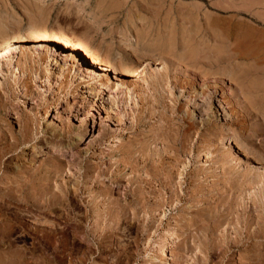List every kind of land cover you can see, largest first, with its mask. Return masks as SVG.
<instances>
[{"label":"rangeland","instance_id":"obj_1","mask_svg":"<svg viewBox=\"0 0 264 264\" xmlns=\"http://www.w3.org/2000/svg\"><path fill=\"white\" fill-rule=\"evenodd\" d=\"M226 1L0 0V39L2 38V42L3 39H7L5 42L8 40V42H12L14 40L13 42H16L17 44V50L12 53V57L2 58L0 61V68H2V71H0V95L3 99H6L5 96L7 97L8 95V99H6H10L8 106L14 112V115L11 116L12 118L8 117V119L4 122L2 121V123H9L8 134H11L12 132L21 134L23 128L27 125L28 129H30V135L34 137L29 142L18 146L15 150L3 154V158H7L5 161L7 168L10 169L15 166H20L23 171L25 170L26 174L30 176L32 175L36 182L52 178L51 183L54 184L56 180L61 181L66 174L65 171L63 173L55 171L54 166L49 163L51 159L58 158L66 164H72L70 165L72 168L71 172L74 170L79 174L85 171L84 168L92 165V163L93 165L101 164V168H99L100 170L104 168V166H109L110 168L108 172H111L113 164H119L120 167H123L122 163H124L125 159V163L128 161L131 165L132 161H135L136 159L137 162L139 161V166L134 165L136 163L133 162V165L135 166H133L134 169L132 167L133 171H138V168L145 163L146 167L144 168V171H146L145 169H148L147 171L151 174L150 175L144 171H138V174L141 173V177L148 175L147 178H149V176L154 174V169V172H156L155 174H157V172L159 173L171 169L173 175H175L174 181H183L184 183L182 186L184 187V190H187V187L189 186L188 182H190L189 175L184 177V180L182 177L177 178L178 174L176 172L179 173L183 170L187 171V173H190L191 171H199L200 176L198 182L202 183L203 189L205 188L206 190H201L200 193L198 192V195L201 196L202 194L209 193L208 191L216 192L214 189H217L218 191L216 196L222 192V195H219L222 198L220 197L219 202L215 201L214 203H216L217 207H220V210H224L226 207L231 209L232 207V211L229 212V216L226 217L228 218L227 221L226 218L224 219L225 216L222 217L225 222L221 225L218 231H216L217 234H221L222 229H226L227 227L229 232H233L232 229L236 226L235 220L237 221V216L244 217L248 212L251 215L255 214L258 216L260 214L258 212H264V156L260 157L261 159L258 160L246 155L253 152L260 153L261 151V154L264 153L263 83H258L256 85V87L260 86V89L253 88L254 86H252V90H250V88V91H246L247 93L250 92V95L247 94L250 98H248L249 96L247 97L249 106H247L246 109L242 108V105L247 103H245V100L240 97L241 93L227 76L219 78L222 86V93H213L212 91L207 93L208 91H206L204 94H201L203 86L206 84L207 76L198 74V69L194 67L182 68L179 66L181 67L179 73L181 77L186 79L190 78L193 81L196 79L195 83L198 84V86L196 85L197 90L195 93L193 92V94L189 90L185 91V88L183 89L181 87L180 89L177 85H173L174 83H171V81H162L163 87L162 83H158L159 86L152 84V82L155 81L153 80L155 78H153V76H155L158 71H162L165 65L164 59H160L161 61L158 59L153 61L150 58V54H154L152 49L157 43L162 44L164 42V46H168L172 37L180 39V36L182 34L186 35V33L188 36H191V40L196 37L198 38L197 40H200V37L202 39L209 36V33H207L208 28L209 30H212V32L215 30L221 31L227 29L228 27L225 26L228 25L232 30L235 28L236 33L246 31V26L257 31L263 29L262 32L264 33V12L262 10L254 7H252V9L248 8L247 0H237L236 2L239 4L244 3L245 7L244 4H241L238 6H241L240 8H234L229 12L228 10L231 9H224L222 7L223 3ZM209 2H211V4L214 2L215 4H212L211 6ZM217 5H220L221 8ZM235 22H241L242 24L238 25L235 24ZM233 24L234 26H232ZM181 29L185 30V32L183 31L184 33H182ZM209 30L208 32H210ZM35 31L36 33L43 31L49 34H56L69 40L70 43L73 42V55H69L68 49L62 47L53 40H45L43 37L41 38L40 36L32 35L31 33ZM194 31L196 32L194 33ZM155 32L157 33L156 36L154 35ZM211 34L214 35V32ZM221 34L222 33L218 32V35ZM2 42L0 41V44H2ZM191 43L193 44L194 41L190 42V44ZM36 44L37 46H35ZM88 54L96 56L97 59L99 58V61H103V63L108 65L107 70H98V76L95 75L96 79L94 80L87 77L85 72L86 70L87 72L89 71L90 73H93V71L95 72V70H97L95 69V66L93 67L90 63ZM31 66H33L31 68L32 71L30 70ZM135 68L138 69L136 72L134 70ZM173 69L174 68H171L172 71H174ZM27 75L29 77L27 78V81H30L29 84L24 81ZM157 75H159V72ZM210 77L211 80H214L218 76L211 75ZM209 81L208 78L207 83ZM6 83L9 84L10 87L8 85L7 88ZM24 83L28 84V86L30 85L29 95L23 93L26 89H24ZM2 85H4V87ZM197 91L200 93L197 94ZM150 93H152V96L154 97H152ZM251 93L254 94V96H252ZM9 95L12 96V99L9 98ZM191 95H193V97H191ZM198 102H202L199 103L201 104L200 106L197 104ZM149 103L152 104L150 105ZM174 104L176 107L179 105L178 109H180L178 113L181 112L179 115L181 114L182 116L185 112L189 115L186 119L187 122H183L184 127L191 125L193 128L190 132V139H193H188L189 142H187L182 149L180 148L179 143H176V147L174 148V145L172 146V142H170L172 137L169 138L170 136H168L169 134L174 136L173 133L175 131L173 128L178 122H181L178 118L169 119L175 115L174 112H172L176 109ZM228 105H231V108L228 109ZM240 107L242 109H240ZM148 108L149 110L151 109V112L148 111ZM231 111H236L237 114L240 113V121L238 123L230 124L227 122L228 119L233 116L231 115L233 114ZM242 111L245 114H241L243 113ZM147 113H149V115ZM151 114L154 117L151 116ZM140 115L142 121L140 120ZM158 116H160L162 121H160L161 119ZM162 116L168 124L165 123ZM30 117L34 118V121L31 120V122H28L27 124ZM132 118L134 119L132 120ZM234 118L235 116L233 119ZM207 120H210L208 124L212 123L213 125H208L206 122ZM204 122L207 124V127L204 129L205 131L203 130ZM160 124H166V126L170 124L172 126H169L170 129L168 127L169 130H164L160 128L161 126H157ZM154 129L158 132L161 130V134L164 131L161 138L162 140L167 138V140H165V142L167 141V145H165V142H162V140H160L161 142L159 140L153 142L154 139L151 136L158 133L157 131L156 133ZM201 129L205 132H202L205 135L202 136L203 138H198L196 131H200ZM152 130L153 132H151ZM212 134L215 136H212ZM165 136L166 138L164 139ZM246 136L247 138L248 136H251L252 138L249 137L250 139H247L245 138ZM42 137V140H38ZM213 137H215V139ZM209 139L214 141L213 147L217 149L214 154H205L204 150L206 151V148H204L200 155L194 153L196 152V145L199 146L205 144L204 147H206V144L208 145V142L210 141ZM142 140L145 144L141 143ZM249 140L251 141L250 144L245 143ZM148 141H151V143ZM126 143L127 145H125ZM227 143L231 144L228 148ZM251 144L254 149L250 151L247 148L251 147ZM145 145L147 146V149ZM169 145L172 147L170 148ZM138 146L142 147H139V150L137 151L136 148H138ZM128 147L131 148L129 149ZM185 147H187V149ZM140 148L141 150L145 149L147 152L144 150L140 151ZM123 149L128 151L125 153L122 151ZM175 149H181V154L178 155ZM191 149L193 150L190 151ZM131 150H134V153H129ZM164 151L166 154L168 153V157L165 155ZM140 152H142L143 155ZM173 152L176 153H174L176 155L175 157ZM187 152H189V154ZM127 154L129 157L126 156ZM217 154L219 157L212 158L213 155ZM135 156L137 158H135ZM177 157L181 159L179 166V160H177ZM119 158H122L123 162L120 161ZM149 158L151 161L153 159L151 165ZM221 158L222 160H220ZM157 159L158 161L160 159V162L156 164ZM111 163L113 164L110 165ZM184 163L188 164L182 169ZM171 166L175 167L172 168ZM79 167H81V169ZM174 168L177 169L176 172ZM129 171H131V169H128L127 167V172ZM75 172L73 174L79 176V174H76ZM174 172L176 174H174ZM133 174L134 173H132V175ZM124 178H122L123 180L121 179V189L122 187L128 189L127 185L129 186V183L126 184L127 179ZM74 179H76V176ZM235 179H238V182ZM243 179L245 181L250 179L256 180V186L255 183H252L253 185L247 184L248 186L242 190L236 189L238 188L236 187L230 190L224 188L222 191V184L227 185L226 187L229 188L230 183L239 185ZM152 182L157 184L150 183L152 186L156 185L154 188L157 193H159L158 188L160 187V189H162L161 192L163 191V193L166 194L164 195L165 199L170 196V189L168 191L166 186L154 179ZM136 184L137 183L134 182L132 185L135 186ZM160 184L162 187L164 186V188H162ZM175 186L176 185H174L173 188H175ZM148 189L151 188H147V190ZM194 189H196V187L191 190L188 189V192L191 193ZM259 191L262 193H259ZM126 192H128V190H126ZM122 193L124 197L122 196ZM184 193L185 192L181 193L183 196L180 202L173 201V203H171L172 201L169 200V197L166 200V203L169 204V209H166V211L171 213L170 216H168V220L175 226V229L177 230L175 231L177 236H179L174 242L175 244L168 243L166 240V237H168L166 236L167 234L159 235V237H156L158 235L154 236L156 242L152 243L150 246L148 245V241L145 242V240L134 242L133 239L135 238L136 233L130 231L127 232V229L123 224L121 226L122 236H120V239L116 238V240L112 242L114 243L111 244L112 252H106V255L109 254V256H107L108 259L104 261V264H110L109 262L113 259L112 255H114V253L123 254L126 250L135 258L132 260L133 264H151L150 257L152 256H155L157 260H162L163 247L167 254V262L169 264H185V258L182 256L184 245L182 234L188 233L187 231L196 233V227L200 226L197 225L190 229L189 227H186V223L188 222V219L193 218V214H195L196 217V214H201L202 211L203 214L201 215V218H206V215H209L210 211L213 209H211V207H215V204L213 203L212 206L208 207L210 209L208 212H206V209L208 208L204 207L201 212L195 213L194 211H191L193 208H188L185 199L187 198V195ZM117 196L118 195L115 197L117 198ZM120 196H118V200L121 202L124 201V199L129 201V192L125 194L124 190V192H121ZM152 196L153 199L151 198ZM154 196L155 195H150V201H155L156 198H154ZM255 198L258 199L256 200ZM234 201L237 202L235 203ZM78 202L81 203L80 201ZM255 203H257V205ZM71 204L72 203L67 204L64 202L62 207L57 206L56 208H53L51 212H48L47 208H44L40 213L35 209H29V212L27 213H19V216H17H22L21 218L26 221V224L25 227L13 229L8 238H4L0 241V248L5 252L0 256L3 264H74L76 257L77 259L82 258L80 261H78L79 259H76V263L80 262L79 264H93L94 261H97V257L99 256L97 254L98 249L95 250L97 246L96 243V246H93V244L81 239L79 236L77 237L78 239L73 238L74 225L71 223V219H73L78 213L83 215L86 207L84 208V206H82L80 209H76L73 206L74 204H72V206ZM176 204H178V207ZM172 205H175L176 207H171ZM257 207L260 208V210H257ZM241 208L246 209L242 210ZM241 211L244 212L241 213ZM234 213L235 216L233 215ZM13 214L15 215L18 213L11 209H2L0 211V216L4 215L1 216L3 218H11V215ZM56 214H59V216ZM177 220H179V223ZM90 222H92V220H90ZM49 223H54L55 225L52 226V237L48 239L46 238L48 235H45L47 228H44L49 225ZM231 235L233 234L231 233ZM117 239H119L120 242L117 241ZM220 239H222V237ZM28 240L32 241V244L44 242L45 245L47 244V247L41 248L37 246L35 248L27 249L25 245ZM203 245L202 248L204 249L207 246V243L206 246L203 247ZM51 246H53L54 249H51ZM50 249L53 250L52 254L54 257H49L46 253H43L44 250L49 251ZM85 249L89 250H87V253H89L88 258L87 253L85 255ZM196 249L193 251L194 253L192 252L193 254L199 253L198 250V252H196ZM241 251L242 249L235 251L231 256H228V258L230 257V259L233 260L232 262L236 264ZM36 252L41 253L40 256H34L36 255ZM83 253L84 256H82ZM208 256H210L209 260L211 261L207 264H215V262L216 264L221 263L220 257L211 254ZM161 262L157 264H163Z\"/></svg>","mask_w":264,"mask_h":264},{"label":"bare ground","instance_id":"obj_2","mask_svg":"<svg viewBox=\"0 0 264 264\" xmlns=\"http://www.w3.org/2000/svg\"><path fill=\"white\" fill-rule=\"evenodd\" d=\"M236 1L237 0L226 1L223 3L222 7L224 9H231V10H228L229 12L232 11L234 8H240L241 6L240 7H238V6L241 5L242 3L239 4ZM247 1L246 2L248 4L247 5L248 8L252 9V7H254V8H258L259 10H262L264 12V0H247ZM209 3L211 4V2H209ZM212 4H215V3L213 2ZM212 4H211V6H212ZM217 6L220 7V5H217ZM244 7H245V4H244ZM207 18H208V16H207ZM209 19H210V16H209ZM235 24L241 25L242 23L241 22H235ZM208 26H210V25H208ZM232 26H234V24ZM225 27H228V28L225 30L220 29L221 31H216V30L213 31L214 35L211 34V33H213L212 30H209V28H208V30L210 32H208V30H207V33H209V36L207 38H202V39L200 37L199 38L200 40H197L198 39L197 37L193 38V40H191L192 39L191 36H188L186 33V35L184 34L185 36L182 34L180 36V39L172 37L170 39L168 46L167 45L164 46L165 45L164 42L162 44L157 43L152 49L154 54H152V55L150 54V58L153 61L156 59H158V60L164 59L165 65H164L162 71H158L159 75H157L158 74V72H157V74L155 76H153V78L155 77L153 79L155 81H153L152 84L158 85V83H162V81H168V82L171 81V83H174L173 85H177L178 87H180V89H181V87L183 89L185 88L184 89L185 91L189 90L193 94V92L195 93V91L197 90V86H198V84L195 83L196 79H195V81H193L190 78L189 79L183 78L180 76L179 73H180L181 67L182 68L183 67H185V68L186 67L187 68L188 67L189 68L194 67V68L198 69V72H199L198 74L203 75V76L204 75L207 76L206 77L207 79L205 78L206 84H204V86L202 85L203 89L201 91V94H204V92H206V91H208L207 93H210L209 91H212L213 93L214 92H216V93L221 92L222 93V86L220 84L219 78L223 77V76L224 77L227 76V77H229V79L232 81V83L235 85V87L241 93L242 96L240 95V97L245 100V103H247V104L242 105V108L246 109L247 106H249L248 98H250V96H249L250 92L247 93L246 91H250L253 88L260 89V86H258L259 88L256 87V85L258 83H263L262 85H264V33L262 32L263 29L261 31L260 30L257 31V30H254L253 28L250 29L246 26L245 27V28H247L246 31H243L242 33H236L234 27H233L234 30H232V28H229V25L225 26ZM172 31H174V30H172ZM181 31H182V33L185 32V30H183V29H181ZM181 31H180V33H181ZM42 32L40 31V33L39 32L36 33V31H35L31 34L32 35L34 34L36 36H40L41 38L43 37L45 40L46 39L47 40L48 39L53 40L54 42H57L58 44H60L62 47L68 49L69 55H71V56L73 55V50H74V47L72 45L73 42L70 43L69 40H67L61 36H58L56 34H49L46 32H43V33ZM195 32L196 31H194V33ZM218 32L222 33L223 35L222 34L218 35ZM156 34L157 33L155 32L154 35L156 36ZM193 37H194V35H193ZM1 39H0V41L2 42ZM160 39H162V38H160ZM6 40L3 39L2 44H0V61L2 60V58H7V57L11 58L13 55L12 53L17 50V44H16V42H13L14 40L12 42L11 41L8 42L9 40L7 42H5ZM192 41H194V43L190 44V42H192ZM35 46H37V44ZM88 56L90 58V63L93 65V67L95 66V69H97V70H95V72L93 71V73L91 72L92 74L89 71L87 72L86 70H85V72H86L87 77H90L92 80H94V79H96L95 75L98 76V73H97L98 70L105 71V70H107L108 65L103 63V61L102 62L99 61V58L97 59L96 56H93L91 54H88ZM179 66H181V67H179ZM32 67L33 66L30 67V70ZM136 68H138V67H136ZM136 68L134 69L135 72H136V70H138ZM171 68H174L173 69L174 71H172ZM0 71H2V68H0ZM28 75L25 77L24 81L28 82V84H29L30 81H27V78H29ZM211 75H216L218 77L214 80L212 79L213 80L212 81L210 79ZM208 78L210 81L207 83ZM18 81H19V79H18ZM28 84L24 83V86H25L24 89L25 88L26 89H25V91H23V93L25 95H27V94L29 95V91H30L29 86L30 85L28 86ZM150 84H151V82H150ZM8 85L9 84H7V86H6L7 88H8ZM262 85H261V87H262ZM2 86L4 87V85H2ZM147 86H148V84H147ZM252 86H254V87L252 88ZM9 87H10V85H9ZM162 87H163V83H162ZM151 90H152V88H151ZM196 93L198 94L200 92L197 91ZM263 93H264V91H263ZM150 94L152 96V93H150ZM160 94H161V92H160ZM247 94H249V95H247ZM164 95H165V93H164ZM4 96H5V94H4ZM151 96H149V97H151ZM252 96H254V94H252ZM11 97L12 96H10L9 98H11ZM152 97H154V96H152ZM191 97H193V95H191ZM255 97H256V95H255ZM0 98H1V101H0V211L2 209H7V210L11 209V210H14L15 212L18 213L15 215L14 214L11 215L12 216L11 218L1 217L4 215L0 216V241L4 238H8L13 229L25 227L26 221L21 218L22 216L18 217L19 213H22V212L27 213V212H29V209H31V210L35 209V210L39 211V213H40V211L44 208H47L48 212H51L52 209L56 208L57 206L62 207V204L64 202H66L67 204L72 203V204H74L73 206L76 209L77 208L80 209L82 206H84V208L86 207L83 215L78 213L77 215H75V217L73 219H71L72 220L71 223L74 225V227H73L74 228L73 238L76 239L79 236L81 239L86 240L87 242H90L91 244H93V246L97 245L95 250L98 249L97 254L99 257L96 256L98 258V260L94 261V262L92 261V262H93V264H104V261L106 259H108L107 258V256H109L108 253L112 252L111 244H114L112 242H114L116 240V238L120 239V236H122L121 235V232H122L121 226L123 224L125 225L127 232L130 231L132 233H136V236L133 239L134 242H140L141 240H145V242L148 241V245L150 246L152 243L156 242L154 240V236L158 235L156 237H159V235L161 236L164 234H167L166 236H168V237H166V240L170 244L174 243L177 240V237H179V236H177V233H176L177 230L175 229V226L172 225L171 221L168 220V218H169L168 216H170L171 213H168L166 211V209H169V204L166 203V200L168 197L170 198L169 200L172 201V202L170 201L171 203H173V201L180 202L182 200V196H183L181 193L185 192L184 194L187 195V198H185L186 204H188V208H193L191 211H194L195 213L201 212L203 210L202 208H204V207L208 208L209 206H212V204L215 201L219 202V200H220L221 196H219V195H222L221 194L222 192L218 196H216L217 192H218L217 189H214V190H216V192L207 190L209 193L202 194L201 196L198 195V192L200 193L201 190L202 191L206 190L205 188L203 189V184L198 182V178L200 176L199 171L198 172L197 171L196 172L191 171L190 173H187V171L183 170V171L178 173V172H176L177 169L174 168L175 172L178 174L177 178L182 177V179H184V177L189 175L188 177L190 178V182H188L189 186L187 187V190H184V187L182 186L184 183L183 181H180V180L178 182H175L176 180L174 181L175 175H173V172L171 169H169L170 171L164 170V171H161L159 173L157 172V174H155L156 172H154L155 171V169H154V171H153L154 177H153V175L149 176V178H147L148 175L145 177H143V176L141 177V173L138 174L139 173L138 171H140V172L144 171V168L146 167V165L144 163L140 168H138V171H135L137 173H135L133 171V169L135 167L134 165L139 166V161L137 162L135 159V158H137L136 156L134 158L135 161L131 160L132 165L128 161L125 163L126 159L124 160V163H122L123 167H120L119 164L115 165V164L111 163L110 165L113 164L112 165L113 169L111 170V172H108V170L110 168L109 166H104V168H102L100 170L99 168H101V164L93 165V163H92V165H89V166L85 165L86 166L84 168L85 171H83L81 174L76 173L74 170H73V172H71L72 168L70 165H72V164H70V163L66 164L64 161H61L58 158L51 159V161H49V163L52 166H54L55 171L60 172V173L61 172L63 173L65 171L66 176H64L61 181L56 180L54 182V184L51 183L52 178H49L48 180L36 182L35 178L32 175L30 176V175L26 174L25 170L23 171L20 166H15V167H12L10 169L7 168V165L5 163L7 158H3L4 157L3 154H5L7 152H11L12 150H15L18 146H20L26 142H29L34 137L30 135V129H28L27 125L23 128V131L21 132V134H16L14 132H12L11 134H8L9 123L7 122L6 124H3L2 121L4 122L6 119H8V117L13 116L14 112L8 106V102L10 100V99L6 100V99H8V95H7V97L5 96L6 99H3V97H1V95H0ZM163 99H165V98H163ZM257 99H258V97H257ZM257 101H259V100H257ZM202 102H198L197 104L202 103ZM210 104H209V106H210ZM168 105H169V103H168ZM168 105H167V107H168ZM200 105L201 104H199V106ZM146 106H148V105H146ZM175 107H176V105H175ZM178 107H179V105H178ZM178 107H176V109H174L172 111V112H174L175 115L169 119L178 118L179 120H181V122H178L175 126L173 125L174 126L173 130L175 131L173 133L174 136L171 134H169V135L166 134V135L170 136L169 138L172 137V139H170V142H172L171 144H172V146L174 145V148L176 147L175 144L179 143L180 148L182 149L187 144V142H189L188 139L189 140L193 139V138L190 139V134H191L190 132H191V130H193V128L191 125L184 127L183 122L186 121V119H187V117H189V115H188V113L186 114V112H185V114L183 113L184 115H182V116H181V114L179 115V113H181V112L178 113V111L180 109V108L178 109ZM207 107H208V105H207ZM229 108H231V105H228V109ZM242 108L240 107V109H242ZM139 110H141V109H139ZM148 111L151 112V109L149 110V108H148ZM159 111H161V110H159ZM239 112H241V111H239ZM231 113H233V114H231L233 116H231L227 122H229L230 124L238 123L240 121V113L237 114L236 111L235 112L231 111ZM147 114L149 115V113H147ZM241 114H245V113L243 112ZM151 116H153V115L151 114ZM163 116H162V118L166 123V120L164 119L165 116L164 117ZM234 116H235V118L233 119ZM132 117H134V116H132ZM139 117L141 120V118H142L141 115ZM158 117L160 118V116H158ZM133 119L134 118H132V120ZM137 119H138V117H137ZM31 120L34 121V118L30 117V119L27 121V124H28V122H31ZM160 121H162V119ZM209 121L210 120L206 121L207 124ZM166 124H168V123H166ZM166 124H162V125L160 124L157 126L158 127L161 126L160 128L164 129V130H167L169 126H172L170 124L168 126H166ZM207 124L205 122L203 123V125H204L203 130L205 129V127H207ZM211 124L212 123H209L208 125H211ZM155 129H154V131H155ZM169 129H170V127H169ZM10 130H11V128H10ZM203 130L201 129L200 131H196L198 134V138H201L203 135H205L202 133L205 131V130L204 131ZM151 132H153V130ZM163 132H162V134H163ZM158 133L155 135L153 134L152 136L150 135L154 139L153 142H155V140H159V141L162 140L161 132L159 134ZM137 134H139V133H137ZM208 134H209V132H208ZM213 134H212V136H215ZM140 135H142V134H140ZM210 135H211V131H210ZM249 137H251V136H248V138L246 136L245 138L250 139ZM165 138H166V136L164 137V139ZM213 138L215 139V137H213ZM42 139H43V137L38 139V140H42ZM216 139H217V137H216ZM133 140H135V139H133ZM143 140L141 141V143H144ZM165 140H167V138ZM165 140H162V142L163 141L165 142ZM151 141H148V142L151 143ZM210 141L208 142V145L206 144V147H204L205 146L204 143H203L204 145H199V146L195 144L197 147H195L196 152H194V153H197V155H200V153L203 152L204 148H206V151L204 150L205 154H208V155L214 154L217 151V149H215L213 147L214 141L213 140L211 142ZM166 142H165V145H167ZM250 142L251 141L249 140V141H246L245 143L250 144ZM233 143H235V142H233ZM125 145H127V143ZM140 145H142V144H140ZM172 146L169 145L170 148ZM229 146H231V144L227 143V148ZM250 146L251 147H249L247 149L251 151L254 148H253L252 144ZM139 147H142V146H138V148H136L137 151L139 150ZM185 148L187 149V147H185ZM146 149H147V146H146ZM150 149H151V147H150ZM142 150L147 152L145 149H142ZM142 150L140 148V151H142ZM163 150H164V148H163ZM175 150H176V153L178 155L181 154V151L179 149H175ZM192 150L193 149H191L190 151H192ZM122 151H124L126 153L128 150L123 149ZM133 151L131 150L129 153H131ZM160 151H161V149H160ZM162 152H161V154H162ZM140 153L143 155L142 152H140ZM169 153H170V151H169ZM174 153L175 152H173V154ZM187 153L189 154V152H187ZM261 153H262V151L260 153L259 152H256V153L253 152V153H248L246 155H248L249 157L250 156L254 157V158L259 160V159H261L260 157L264 156V153L263 154H261ZM131 154H129V155H131ZM167 154L165 152L166 156H167ZM171 154H172V152H171ZM175 154H174V157L176 156ZM126 156H128V154ZM126 156H125V158H126ZM178 157L181 158L180 156H178ZM217 157H219L218 154L212 156V158H217ZM140 158H141V156H140ZM179 158L177 159V160H179L178 166L180 164L179 162L182 159V158L181 159H179ZM198 158H199V156H198ZM121 159L122 158H119V160L123 162L124 157L122 160ZM137 160H139V159H137ZM149 160H150V158H149ZM177 160H175V161H177ZM220 160H222V158ZM120 161H119V163H120ZM152 161H153V159H152ZM152 161L150 160V165L152 164ZM161 161H162V157H161ZM133 162H135L136 164H134ZM155 162H156V160H155ZM159 162H160V159H159V161L157 159L156 164ZM156 164H153V165H156ZM187 164L188 163H184L182 165V169H183V167H186ZM170 165H172V164H170ZM175 165H177V164H175ZM147 166H148V164H147ZM127 167H128V169H131V171L127 172ZM132 167H133V169H132ZM173 167H175V166H173ZM79 168L81 169V167H79ZM152 168H153V166H152ZM97 169H99V170H97ZM174 169H173V171H174ZM20 170H22V171H20ZM135 170H136V168H135ZM145 170L146 171H144V172L149 173L147 171L148 169H145ZM74 172L76 174H79V176L73 174ZM175 172H174V174H176ZM132 173H134V174L132 175ZM135 174H136V176H135ZM75 176H76V179H74ZM124 177L127 179L126 184L129 183V186L127 185L128 189H126L125 187H122V189L125 190V194L129 192L130 198H129V201L124 199V201L121 202L120 200H118L119 199L118 196L121 195L122 191L124 192V190L121 189V183L123 180L122 178H124ZM229 177H231V176H229ZM134 179H136V180H134ZM153 179L155 181L160 182L164 186H166L168 191L170 189V196H168L165 199L164 195H166V194L163 193V191L161 192L162 189H160V187L159 188L157 187L158 191H159V193H157L156 189L154 188V186H156L157 184L155 182H152ZM241 179H242V177H241ZM244 179L242 180V182H240V180H239V182H240L239 185H237V184L235 185V183L234 184L230 183L229 188L226 187L227 185H224L221 183L223 186V187H221V188H223L222 191L224 190V188L230 190V189H233L236 187H238L236 189L242 190V189H245L248 185H250L252 183L253 184L255 183V186H256V183H257L256 180L250 179V180L245 181ZM236 181H234V182H236ZM134 182L137 183L135 186L132 185V184H134ZM150 183L151 184L154 183L156 185L152 186V185H150ZM131 185H132V187H131ZM174 185H176L175 188H173ZM164 186L162 187V185H161L162 188H164ZM213 186H216V185H213ZM213 186H212V188H213ZM195 187H196V189L191 191V193L188 192L189 190H191ZM147 188H151V189L147 190ZM126 190H128V192H126ZM194 192H196V193H194ZM91 193H94V194H91ZM259 193H262V192L259 191ZM115 194L118 195L117 198L115 197L116 196ZM150 195H155L154 196V198H156L155 201H153V202L150 201V198H149ZM83 196H84V198H83ZM122 196H123V193H122ZM263 196H264V194H263ZM173 197H174V199H173ZM151 198L153 199V196ZM255 199L257 200L258 198H255ZM78 201H80L81 203H79ZM72 204H71V206H72ZM214 204H215L214 205L215 207L212 206L211 209L212 208L213 209L211 211L209 208H208L209 210L206 209L207 210L206 212L210 211L209 215H206L207 216L206 218H201V215L203 214V211H202L201 214L197 213L196 217H195V214H193L192 215L193 218L188 219L189 223L188 222L186 223V227L187 228L189 227L190 229L197 226V225H200V226L196 227V230H195L196 233H191L190 231H187L188 233L184 234L182 232L183 233L182 234L183 239H184L182 256H183V258H185L184 259L185 264H207L208 262L211 261V260H209L210 256H208L210 254L215 255L217 257H220L221 263H218V264H235L232 262L233 260H231L230 257L228 258V256H231L235 251L241 250V249H242V251L239 254V259H238L236 264H264V212H262V213H261V211L258 212L261 214V215L260 214L258 215V213H257L258 216H256L255 214L251 215V214H249V212L247 215H245V213H244L245 216L242 214L244 217H241V216L238 217L236 215L237 221L235 220L236 226L233 225L234 226L232 229L233 232L232 231L229 232V230L227 229L228 227H227L226 229H222L221 234H217L216 231H218V229L221 227V225L225 222L224 219L227 216H229V212L232 211L231 210L232 207H231V209L226 207V208H224V210L223 209L220 210L219 209L220 207L219 206L217 207L216 203H214ZM255 204L257 205V203H255ZM176 205L178 207V204H176ZM173 206H175V205H172L171 207H173ZM238 206H240V205H238ZM258 206H259V204H258ZM229 207H230V205H229ZM260 208H261V206H260ZM260 208L257 207V210L258 209L260 210ZM243 209H246V208H243ZM182 210H184V209H182ZM175 211H176V209H175ZM243 212L241 211V213H243ZM235 213H236V211H235ZM235 213L233 214L234 216H235ZM56 215L59 216V214H56ZM204 215H205V213H204ZM223 216H225L224 219L222 218ZM174 218H175V216H174ZM90 220H92V222H90ZM179 220H177V222ZM227 220H228V218H226V221ZM229 222H231V221H229ZM54 225H55L54 223H49V225H47L45 228L43 227L44 229L47 228L46 229L47 232L46 233L44 232L45 235L46 234L48 235L46 238L49 239L50 237H52V233H53L52 226H54ZM228 225H229V223H228ZM231 233L233 235H231ZM130 236H132V235H130ZM219 237L220 238L222 237V239H220ZM119 239H117V241H119ZM197 241H198V243H197ZM95 243H96V245H95ZM206 243H207V246H206ZM87 245H89V244H87ZM202 245H203V247L206 246L208 248L205 247L204 248L205 250H204L202 248ZM196 247H197V249H196ZM88 249H89V247H88ZM195 249H196V252L199 251V253L193 254L194 253L193 251ZM87 250H86V252L84 251L85 255L90 249L88 251ZM107 251H108V253H107L108 255H106ZM3 253H5V252H3V250L0 248V256ZM162 254H163L162 260H157V258L155 256L150 257L151 258V264H157V263H160L161 261H162L161 263H163V264H169L167 262V254L165 253L164 247L162 248ZM88 255H89V253H87V258H88ZM82 256H84V253L82 254ZM112 258H113L112 260L110 259L112 261V262L111 261L109 262L110 264H133L132 260L135 259L134 257H132V254H130L127 250L123 254H115L114 253V255H112ZM76 259H77V257H76ZM76 259L74 261L75 263L78 259H79L78 261H80V259H82V258H78L77 260ZM89 259H90V257H89ZM9 262H11V261H9ZM79 263L80 262H77L76 264H79ZM0 264H3V261L1 259H0ZM215 264H216V262H215Z\"/></svg>","mask_w":264,"mask_h":264},{"label":"flooded vegetation","instance_id":"obj_3","mask_svg":"<svg viewBox=\"0 0 264 264\" xmlns=\"http://www.w3.org/2000/svg\"><path fill=\"white\" fill-rule=\"evenodd\" d=\"M37 242V241H36ZM26 245H25V247L27 248V249H29V248H35V247H37V246H39V247H41V248H45V247H47V244L45 245V243L44 242H37V243H35V244H32V241H26ZM53 248V246H51V249ZM49 250V251H43V253H46L49 257H54V255L52 254L53 253V250ZM54 249V248H53ZM28 255H30L29 253H27ZM40 254L41 253H39V252H36V255H34V256H40ZM31 256V255H30Z\"/></svg>","mask_w":264,"mask_h":264}]
</instances>
